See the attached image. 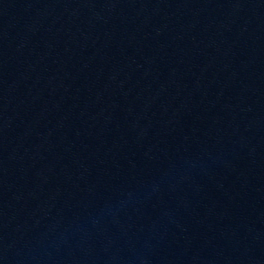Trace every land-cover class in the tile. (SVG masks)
I'll list each match as a JSON object with an SVG mask.
<instances>
[{"label":"water","instance_id":"1","mask_svg":"<svg viewBox=\"0 0 264 264\" xmlns=\"http://www.w3.org/2000/svg\"><path fill=\"white\" fill-rule=\"evenodd\" d=\"M0 264H264V0H0Z\"/></svg>","mask_w":264,"mask_h":264}]
</instances>
